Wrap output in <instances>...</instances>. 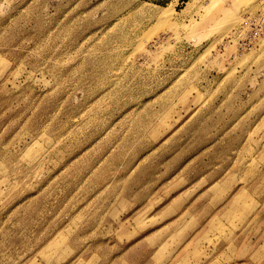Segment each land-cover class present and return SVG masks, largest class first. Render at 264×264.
Returning a JSON list of instances; mask_svg holds the SVG:
<instances>
[{
    "label": "rangeland",
    "instance_id": "1",
    "mask_svg": "<svg viewBox=\"0 0 264 264\" xmlns=\"http://www.w3.org/2000/svg\"><path fill=\"white\" fill-rule=\"evenodd\" d=\"M213 1L0 0V264H264V0Z\"/></svg>",
    "mask_w": 264,
    "mask_h": 264
},
{
    "label": "bare ground",
    "instance_id": "2",
    "mask_svg": "<svg viewBox=\"0 0 264 264\" xmlns=\"http://www.w3.org/2000/svg\"><path fill=\"white\" fill-rule=\"evenodd\" d=\"M217 3L218 4V7H217V11L219 10L220 13H223L224 15L226 14L228 17H233L234 15V11L238 5V3L240 2V0H221V3H220V0H214L213 3ZM220 4V5H219ZM240 4V3H239ZM233 14V15H231ZM212 15V14H211ZM234 18V17H233ZM209 21V20H207ZM212 21V20H211ZM209 21V22H211ZM216 22V21H215ZM219 23V21H217ZM221 22V21H220ZM218 23H215L216 26ZM209 24V23H208ZM211 24V23H210ZM221 25V24H220ZM195 28H197L198 26L197 25H194ZM214 27V25H213ZM212 28V27H211ZM210 28V29H211ZM214 30V29H213ZM242 192V190L240 191V193ZM246 194V193H245ZM248 195V194H247Z\"/></svg>",
    "mask_w": 264,
    "mask_h": 264
},
{
    "label": "built area",
    "instance_id": "3",
    "mask_svg": "<svg viewBox=\"0 0 264 264\" xmlns=\"http://www.w3.org/2000/svg\"><path fill=\"white\" fill-rule=\"evenodd\" d=\"M247 24H248L247 25L248 31L244 33L245 35L247 34V36L243 40H245L244 43H246L247 41L251 43L253 40H255L257 37H259L262 34L264 29V19L259 20V22L258 20H249Z\"/></svg>",
    "mask_w": 264,
    "mask_h": 264
},
{
    "label": "crops",
    "instance_id": "4",
    "mask_svg": "<svg viewBox=\"0 0 264 264\" xmlns=\"http://www.w3.org/2000/svg\"><path fill=\"white\" fill-rule=\"evenodd\" d=\"M257 185H255L252 189V193H253V196H254V200L257 201Z\"/></svg>",
    "mask_w": 264,
    "mask_h": 264
}]
</instances>
